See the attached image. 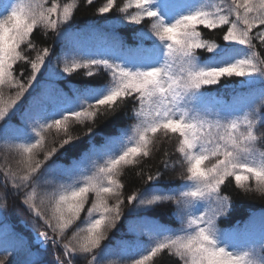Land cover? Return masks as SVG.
Returning <instances> with one entry per match:
<instances>
[{
    "label": "snow or ice",
    "instance_id": "6c2138e0",
    "mask_svg": "<svg viewBox=\"0 0 264 264\" xmlns=\"http://www.w3.org/2000/svg\"><path fill=\"white\" fill-rule=\"evenodd\" d=\"M76 8L63 0H13L0 14V140L18 156L15 169L0 168V199L9 190L21 198L41 226L35 241L52 246L55 264H104L114 252L131 264H156L164 255L174 264H264V216L258 236L251 221L221 227L232 207L224 189L233 180L245 193L264 196V134L257 135L264 128V55L254 43L264 48V0H106L97 8L102 17L115 9L117 22L141 26L131 33L133 44L110 37L109 55L64 44ZM201 26L226 28L227 43L205 39ZM39 29L54 33L63 52L37 48ZM78 69L91 79H67ZM234 77V102L213 94L211 86ZM98 121L110 122L111 131L101 132ZM77 124L83 135H72ZM53 130L63 138L49 149ZM10 132L16 135L9 140ZM158 136L175 137V153L165 151L162 169L146 179L138 173L144 185L127 196L125 212L121 172L150 158ZM177 166L180 183H161ZM157 209L168 221L153 215ZM121 227L125 237L116 239ZM0 254V264H12L16 249L5 244ZM32 254L29 244L26 255Z\"/></svg>",
    "mask_w": 264,
    "mask_h": 264
},
{
    "label": "trees",
    "instance_id": "16d2710c",
    "mask_svg": "<svg viewBox=\"0 0 264 264\" xmlns=\"http://www.w3.org/2000/svg\"><path fill=\"white\" fill-rule=\"evenodd\" d=\"M11 2H13V0H0V14H3L5 6L10 5ZM63 2H75L77 4V8L74 11V19L72 21V30L64 38V44H67L69 47L75 45L92 53L109 55L110 52L104 51L97 40L100 35L101 38L104 36H108L109 38L115 36L124 39L128 44L134 43L131 33L134 29L141 26L126 25L124 23L117 22L119 14L115 11V9L110 13L105 14V17H109V19L106 20L105 17H102L97 12V8L102 6L106 0H94V3L91 5H88L85 0H63ZM165 2L179 5L187 3L188 0H165ZM216 2L219 3L220 0H216ZM118 3H122V0H118ZM143 27L146 29L147 25L145 24ZM201 29L205 39L213 40L220 45L227 43L223 41V35L224 31H226V28L224 30L216 29L210 31L208 29H203L201 26ZM33 40L36 47L39 49L52 46L57 50L56 55H59L64 50L63 45L55 40L54 33H52L50 30L47 33L44 31V29L37 30L33 36ZM254 43L257 45L256 50L260 54L264 55V48L260 46L259 41L257 40ZM147 46L148 44L146 43L145 47ZM28 54L31 57H35L36 52L29 51ZM203 54L207 55L206 53ZM21 65L25 68V74L30 75V67L23 65V62H21ZM52 67L57 68L55 57L53 58ZM17 74H19V66H17ZM98 77L100 81L107 79L106 74L103 72L99 73ZM67 79L78 84L85 79L91 78L86 77V70L78 69L76 70L75 74L68 76ZM238 81L239 78L234 77L231 80L225 79L220 84L211 86L213 94L215 95L218 93L219 97L227 103L234 102L232 89L235 87ZM57 84L59 87H64L63 80L57 81ZM225 85H228V87H225ZM129 107H131V105ZM97 123L101 132H109L112 129V124L110 122L102 123L101 121H98ZM125 123L130 125L133 123V121L128 120ZM84 132H86V128L82 125L77 124L72 127V135L74 136L83 135ZM261 134H264V128L257 129V135ZM15 135V132H10L9 140ZM62 138V134L57 135L55 130H53L46 135L47 147L50 149L51 147L58 144ZM175 143V137H173L172 140H169L163 136H158L155 146L153 147V154L150 158L142 159L139 164L127 166L121 172L119 180L124 186L122 191L123 198L125 200V212L129 207V205H127V196L132 195L136 189L141 188L144 185V181L141 179L138 173L143 171L145 173L146 179V176L149 172L155 173L158 167L162 169L161 160L165 158L164 153L165 151L169 153H175ZM84 146V144H81L77 149H70L66 155L61 156L60 162L67 163L69 158L75 156L80 148H83ZM261 150L264 151V146L261 147ZM39 158H43L42 153L40 154ZM174 158L175 157H173V159ZM17 160L18 156L14 150L9 148L8 143L0 140V168L11 166L15 169L17 167ZM172 162V160L169 161L170 164ZM180 170L181 169L178 166L174 169L170 168L165 174L161 183L179 184L180 181L177 178V174L180 172ZM49 179L52 178L49 177ZM45 187L46 186L42 185L41 188L38 189V192H42ZM48 190L50 191L51 188H48ZM2 191L3 189H0V192ZM224 194H231L232 207L230 215L225 221L221 223V227L247 223V221L253 216L257 217V219L258 217L264 216V196L261 194L256 192L245 193L242 189H239L235 186L234 180L231 186L225 187ZM20 199V197L11 195V190H9V195L7 196L6 201L4 199H0V226L3 223H7L10 228L6 235L1 234L0 232V246L6 244L16 249V254L10 257L12 264H24V261L28 258L38 260L40 263L55 264V252L52 246L49 244L46 249L40 248L34 241L33 232L38 233L41 226L35 222L32 215L21 205ZM110 203L114 204L115 201H110ZM5 204L7 205L6 207ZM90 206L91 202L89 201L86 204V208ZM164 211L166 210L157 209L156 213L153 215L159 216L161 221H168L169 218L167 215L163 214ZM86 215V211L82 212L81 219L78 220L76 224L80 225ZM170 226L178 227V225L175 224ZM73 231H75V228H73L71 231H68L67 235L64 237L65 241L72 236ZM254 232L257 236L259 235V230H254ZM49 235L56 236V234L51 232V230H49ZM122 237H125V232L121 227L120 231L115 232V238L120 239ZM128 239L131 240V237ZM63 242L64 241H62V243ZM29 244L32 246L33 254L31 257L26 255L27 246ZM38 248L39 251H37ZM55 251H60V249H56ZM0 258H3L2 254H0ZM88 259H91V257H88ZM79 264H87V260H82L79 262ZM104 264H131V261H122L119 255L114 252V254L109 256L104 261ZM156 264H174V261L167 255H164L162 258H158L156 260Z\"/></svg>",
    "mask_w": 264,
    "mask_h": 264
},
{
    "label": "rangeland",
    "instance_id": "374dc122",
    "mask_svg": "<svg viewBox=\"0 0 264 264\" xmlns=\"http://www.w3.org/2000/svg\"><path fill=\"white\" fill-rule=\"evenodd\" d=\"M101 36V35H100ZM98 37V41H99V43H100V46H102V49L104 50V51H108V44H109V37L108 36H104V37ZM109 52V51H108ZM260 218L261 217H258V219H257V217H255V216H253V217H251L248 221H247V223L249 222V221H251V223H252V227H253V230H259L260 229ZM9 230H10V228H9V226L7 225V223H3L1 226H0V232H1V234H7V232H9ZM5 231V232H4ZM40 264H45V263H40Z\"/></svg>",
    "mask_w": 264,
    "mask_h": 264
}]
</instances>
